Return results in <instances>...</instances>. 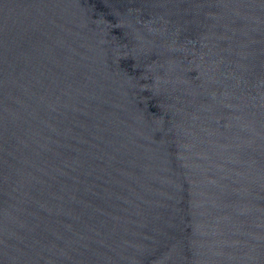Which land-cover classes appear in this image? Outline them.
<instances>
[{
  "label": "water",
  "instance_id": "obj_1",
  "mask_svg": "<svg viewBox=\"0 0 264 264\" xmlns=\"http://www.w3.org/2000/svg\"><path fill=\"white\" fill-rule=\"evenodd\" d=\"M0 264H264V0H0Z\"/></svg>",
  "mask_w": 264,
  "mask_h": 264
}]
</instances>
